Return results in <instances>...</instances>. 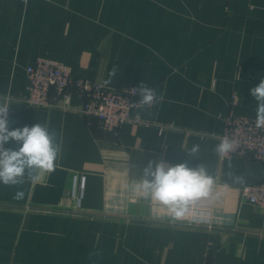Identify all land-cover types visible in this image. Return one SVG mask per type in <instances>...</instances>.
Instances as JSON below:
<instances>
[{"label": "crops", "instance_id": "crops-1", "mask_svg": "<svg viewBox=\"0 0 264 264\" xmlns=\"http://www.w3.org/2000/svg\"><path fill=\"white\" fill-rule=\"evenodd\" d=\"M37 57L103 85L115 67L106 86L144 82L163 99L105 132L77 96L68 108L25 104V68ZM261 79L264 0H0L9 129L47 123L62 140L54 171L0 183V264H264V211L240 191L264 179V161L214 151L224 115L256 118L250 89ZM149 161L204 164L212 211L173 219L136 187ZM76 175L86 178L80 206Z\"/></svg>", "mask_w": 264, "mask_h": 264}, {"label": "clouds", "instance_id": "clouds-1", "mask_svg": "<svg viewBox=\"0 0 264 264\" xmlns=\"http://www.w3.org/2000/svg\"><path fill=\"white\" fill-rule=\"evenodd\" d=\"M114 67L110 78L104 83H111V76L116 74ZM139 103L144 108H151L163 97L158 96L154 88L141 82L137 87ZM250 95L256 104V125L264 127V79L250 89ZM140 112L136 117L139 119ZM15 142V147H5ZM236 142L227 136L221 138L214 151L218 156L227 157L234 151ZM62 151V140L58 133L50 129L47 123H36L29 127L9 129V109L0 105V183L6 186L21 185L25 180L35 181L41 170L51 173L55 170L56 161ZM200 152L198 144L193 145L186 153L197 158ZM242 182L241 177H235ZM214 178L207 167L200 163L189 167L186 163L168 165L164 161H149L143 170V178L136 186L150 200L168 209L175 220H182L191 211L192 205L201 199L209 198L214 189ZM22 191L16 192V198H23Z\"/></svg>", "mask_w": 264, "mask_h": 264}, {"label": "built area", "instance_id": "built-area-1", "mask_svg": "<svg viewBox=\"0 0 264 264\" xmlns=\"http://www.w3.org/2000/svg\"><path fill=\"white\" fill-rule=\"evenodd\" d=\"M27 2L28 0H22ZM26 105L52 108L63 106L68 108L74 96L82 100L81 111L88 118L99 121L100 128L105 132L116 133L125 123L138 121L132 112L142 107L136 84H125L120 88L106 86L90 79L77 76L68 65L37 57L25 68ZM152 88V87H150ZM8 108V107H7ZM9 109V117L13 110ZM227 136L236 142L234 151L227 157L219 156L220 160L235 156L264 161V127H257L256 118L224 115V128L221 138ZM85 176L73 179L71 197L75 205L80 206L84 196ZM241 200L247 201L255 209L264 211V179L241 189ZM216 189L209 198L196 201L189 215L210 213L215 202ZM207 264V261L202 263Z\"/></svg>", "mask_w": 264, "mask_h": 264}]
</instances>
